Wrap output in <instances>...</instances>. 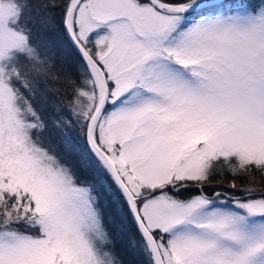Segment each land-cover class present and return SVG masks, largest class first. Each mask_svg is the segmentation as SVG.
I'll return each instance as SVG.
<instances>
[{
    "label": "snow or ice",
    "instance_id": "obj_1",
    "mask_svg": "<svg viewBox=\"0 0 264 264\" xmlns=\"http://www.w3.org/2000/svg\"><path fill=\"white\" fill-rule=\"evenodd\" d=\"M107 204L138 264H264V0H0V264H125Z\"/></svg>",
    "mask_w": 264,
    "mask_h": 264
},
{
    "label": "trees",
    "instance_id": "obj_2",
    "mask_svg": "<svg viewBox=\"0 0 264 264\" xmlns=\"http://www.w3.org/2000/svg\"><path fill=\"white\" fill-rule=\"evenodd\" d=\"M58 16V14H57ZM44 35L57 43V63L59 64L61 61L66 63H72V53L63 48L62 45H59V36L56 31H48L45 32ZM67 140L58 141L61 148H64L68 142L75 141V132L69 131L67 134ZM68 159L77 167L79 170V174L84 180H90L92 177V170L88 166V164L79 156V154L75 150L68 151ZM102 203H104V199H102ZM106 217L110 218L111 224L109 225L112 231L115 234L116 238V251H120L125 264H138V257L135 256L128 248V235L126 233L120 232V216L117 213L115 206L111 204H107L104 208Z\"/></svg>",
    "mask_w": 264,
    "mask_h": 264
},
{
    "label": "rangeland",
    "instance_id": "obj_3",
    "mask_svg": "<svg viewBox=\"0 0 264 264\" xmlns=\"http://www.w3.org/2000/svg\"><path fill=\"white\" fill-rule=\"evenodd\" d=\"M117 253H119V254H120V256L123 258V256H122V254H121V252H120V251H117Z\"/></svg>",
    "mask_w": 264,
    "mask_h": 264
}]
</instances>
